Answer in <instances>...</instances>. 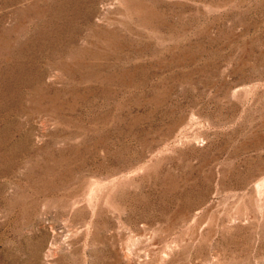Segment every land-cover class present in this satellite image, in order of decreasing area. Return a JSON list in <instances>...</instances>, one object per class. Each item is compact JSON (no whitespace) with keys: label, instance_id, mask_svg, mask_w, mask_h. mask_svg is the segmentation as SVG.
I'll use <instances>...</instances> for the list:
<instances>
[{"label":"rangeland","instance_id":"374dc122","mask_svg":"<svg viewBox=\"0 0 264 264\" xmlns=\"http://www.w3.org/2000/svg\"><path fill=\"white\" fill-rule=\"evenodd\" d=\"M0 264H264V0H0Z\"/></svg>","mask_w":264,"mask_h":264}]
</instances>
